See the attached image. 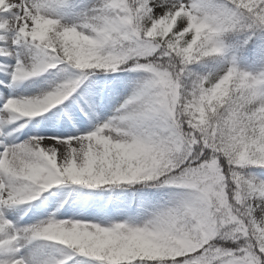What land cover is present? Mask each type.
I'll return each mask as SVG.
<instances>
[{
	"label": "snow or ice",
	"instance_id": "6c2138e0",
	"mask_svg": "<svg viewBox=\"0 0 264 264\" xmlns=\"http://www.w3.org/2000/svg\"><path fill=\"white\" fill-rule=\"evenodd\" d=\"M0 264H264V0H0Z\"/></svg>",
	"mask_w": 264,
	"mask_h": 264
}]
</instances>
